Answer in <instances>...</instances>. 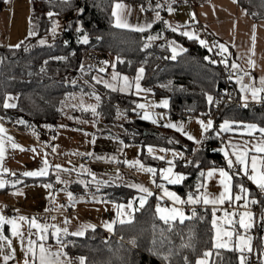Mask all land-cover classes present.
Instances as JSON below:
<instances>
[{
	"label": "trees",
	"instance_id": "obj_1",
	"mask_svg": "<svg viewBox=\"0 0 264 264\" xmlns=\"http://www.w3.org/2000/svg\"><path fill=\"white\" fill-rule=\"evenodd\" d=\"M116 1L136 2L144 12L157 10L161 13V19L144 32L118 29L114 27L111 15L112 4ZM163 1L70 0L68 5H62L61 0H29L30 27L36 34L29 35L19 47L0 46V119L27 131L35 130L37 124L52 126L62 117L61 102L69 94L74 91H94L101 97L98 113L105 120L126 119L125 133L120 135L123 141L180 148L190 156L191 164L175 162L176 171L185 176L180 185L173 187L181 198L187 199L190 192L199 195L201 188L197 191V180L205 168L224 166L233 175L234 188L236 184L242 183L250 189L249 197L257 199L255 189L250 188L240 175H236V170L229 169L225 164L216 149L218 139L213 130L203 139L199 149L192 152L193 146L188 141L175 133L160 132L134 114L132 109L138 100L131 92L123 93L103 85L97 86L91 81L90 74L93 72L86 73L83 79L77 73L83 54L94 50L113 58L115 68L112 70L121 75L132 77L138 68L143 67L142 85L151 90L154 97L168 100V113L185 111L191 115L202 114L219 105V89L222 85L220 70L209 59H205L207 52L196 40L187 39L179 30L173 31V28L165 25L167 9ZM238 3L252 18L264 19V0H238ZM157 4L161 7L156 8ZM78 9L83 11L78 12ZM49 11L57 15L49 18ZM52 20L59 23L55 36L48 31ZM78 21L81 28L79 33L76 31ZM85 33L88 34L86 44L78 41V37ZM149 36L157 38L148 40ZM41 39L46 43L41 45ZM171 39L185 47V51L175 59L170 58L167 48V42ZM65 41L68 43L65 44ZM145 43L149 44L148 48L143 47ZM60 56L65 59H55ZM117 57L120 59L117 60ZM9 94L16 96L17 106L6 109L3 102ZM208 95L213 97L211 103L207 100ZM218 119L252 122L264 128V105L221 106ZM19 120L25 123L20 124ZM140 157L144 163L158 168L157 162L146 154L142 153ZM120 194L121 199H126L128 192L122 189ZM155 204V198L150 197L146 205L135 211L129 223L116 225L111 234L107 235L95 228L86 231L83 237H64V251L67 255L84 256L87 264H195L205 251L210 250L209 264H240V252L212 248L214 231L211 208L194 204L189 216L191 219L182 224L171 222L172 228L169 229L157 217ZM193 211L196 213L194 217ZM262 214L264 194L260 196L257 255L264 230ZM186 243L190 246L184 247ZM163 255H168V261L163 259Z\"/></svg>",
	"mask_w": 264,
	"mask_h": 264
},
{
	"label": "crops",
	"instance_id": "obj_2",
	"mask_svg": "<svg viewBox=\"0 0 264 264\" xmlns=\"http://www.w3.org/2000/svg\"><path fill=\"white\" fill-rule=\"evenodd\" d=\"M117 2L126 6L124 9L118 10V12L120 13L121 17L127 20V22L131 25L140 26L151 23L153 26L161 19V13L157 10L144 12V10H141V5L136 2L116 1L114 3ZM163 2L167 9L166 21L168 22L169 27L178 28L181 33L185 31L192 33V39L196 40L197 43L202 47L203 45L200 44V40L202 39H199V37L195 36L193 33L195 27L200 25L205 32L214 38L215 46L223 55L226 62L230 65L233 63L237 64V69L243 72L244 75L247 73L241 83L246 84L249 87L261 86L260 81L262 78H264V19L252 18L246 12V10L240 6L238 0H164ZM169 7L173 9L171 13L168 11ZM156 12H159V19H157L155 16ZM112 19L114 21V17H112ZM30 25L29 0H0L1 47L15 48L10 46L20 45L29 36ZM118 29L134 31L128 28ZM149 29L150 28H145L144 31H148ZM184 37L189 39L187 36ZM221 44H223L227 49L226 52H221L219 48V45ZM167 48L170 58H172L173 55L171 50L172 48L176 49V57L185 51V47L173 39L167 42ZM180 49H184V51H180ZM249 60L253 62L251 65L249 64ZM113 72L114 70L109 71L108 75L104 77L92 73L90 74L91 81L97 86H104L102 82L98 83L92 78L95 76L98 80L109 82L112 80ZM136 75L137 70L132 77H129V82L132 84V87L123 91V93L131 92L135 97H137L138 101L145 99V102L149 104L151 99L156 97H154V94L151 90L145 88L141 83L144 71L141 74V79L139 80L141 89H143V91L137 92L135 88ZM122 76L126 75L119 74L117 80H114L115 90L120 91V77ZM240 88L241 85L237 84V96L243 105L256 104L259 100H264V93L259 94V99L253 100L250 92H246L244 93L246 100L242 101V93ZM93 92L94 91H74L72 92V96L70 98L76 96V100H78L79 103L82 100L85 104H98L99 106L100 101L97 102L91 95ZM9 96L14 98L10 100V103L16 104V96L12 94H9ZM135 108L139 109L136 106L133 109ZM77 111L78 110L73 109V111H70V115L73 117L80 116L81 118L79 119L69 118L62 120L60 118L55 125L39 126L37 124L35 130L28 131L21 130L19 126L0 119V125H3V127L6 129V137H12L13 142L20 146L19 148H12L11 144L8 143L7 139L5 138V155L2 161V166L7 168L9 171L7 173L0 172V179L5 181V186L0 188V210L3 204L7 203L12 205L18 211L26 212L27 214H25V217L28 218H32V216L29 214L32 212L47 213L48 217H46L41 223L55 224L60 228L65 227L64 220L67 217L69 221L67 224L69 233L77 231V229L82 224H91L94 225L95 228L100 229L102 232L108 235L114 231L116 225L121 224L116 216L117 209L113 207V202L116 204L126 205L129 200H133V204L138 210L142 208L140 207L138 200L140 193H138L135 188L130 187L132 184H141L153 193V195L147 198V201L150 197L155 198V210L157 203H159L161 207H180L183 209L186 216H190V212L194 204H189L191 206V210L188 213L183 208L186 203L174 205L173 201L165 196L163 190L158 187V185L163 183L164 188H166L169 192H175L173 187L180 185L182 181L179 184H170L167 181L161 180L159 171H157L153 176L151 173L141 171L135 166H129L124 163V161L139 160L146 168L150 167L155 169L153 165L143 162V159L140 156L142 153H144L157 162L158 168L156 169L159 170L161 168L168 167V160H174V163L176 161H180L183 164H186V161H190V156L186 155L180 148H164L156 145H141L139 143L132 142L126 143L120 137V135L125 133L124 127L127 123L125 118L107 121L98 113V107V115L95 116L91 111H80L79 114ZM139 111V114L141 115V110L139 109ZM141 119L148 122L160 132L175 133L182 140L184 139L188 141L193 146L192 152L194 148L197 150L199 149L203 140L199 145L195 144L180 132L175 131L170 127H165L164 125L169 123L182 124L186 132L193 135L197 140H200L201 129L197 121L203 120L205 123L207 122V120L200 117H193L183 121L170 115L168 120L156 123H153L152 120H145L142 117ZM225 120L240 121L243 123L241 125L232 124L229 126L230 129L236 130L220 131L219 127V135H217V132H215L214 129H210L214 131L218 140L220 137L224 138V145H218L216 149L223 157L226 165L227 161L225 160L224 153L219 151V149L223 147L229 153V157L233 160L232 170H235V167H237V173L239 172L241 165L235 162V156L232 155L233 149L229 145H236L238 146V149L241 150L247 149V165L248 171L250 173L251 156L256 155L258 157V163L259 159L264 157V153H255L251 150L253 144H255L261 138V133L259 131H255L249 135L241 130L244 124L255 123L232 119ZM223 121L224 120H222L220 124ZM258 128L260 127L258 126ZM210 130L204 133L205 137L208 135ZM71 140H83L86 144L87 151L72 156V152L68 149V141L70 142ZM177 144H179V142ZM149 146H151L153 149L152 153L148 152ZM182 146L184 147V145ZM162 148L168 149L169 151L162 152L160 151ZM33 149L35 151H33ZM174 152L183 153V156H176L174 158ZM88 153H92V155L90 156ZM84 156L91 159L90 164L86 168L80 167L78 163V160ZM160 156H164L165 159H158ZM97 157H102V159H97ZM109 157L112 159H109ZM45 159L48 162L47 175L36 177L22 175V173L26 171H34L44 167L43 161ZM56 165H60V169H57L55 167ZM72 165L75 167H72ZM210 168H224L230 173V171L224 166L207 167L203 171L205 176L202 177L201 183H205V177L207 176V171ZM64 169H69L70 171H64ZM84 169H88L91 173H94L96 180H104L108 181V183L99 185V191H97V185L93 181L92 176L86 173ZM117 171L119 172V179H116ZM173 171L179 173L175 168ZM239 175L243 178L247 185L250 186V188L255 190L258 189L256 185L253 184L252 181H250L243 173H240ZM57 176H59L60 180L64 183L58 182ZM219 180V173H215L212 177L207 178L206 184L204 187H201V192L199 194L207 192L211 197H218L220 192L223 190ZM17 181H19V183H17ZM81 181H83V183H81ZM153 181L155 183H153ZM45 184H51L52 187L50 189L45 188ZM122 189L128 192L126 199H121L120 192ZM248 190L250 195V189ZM49 192L52 193L51 197L49 196ZM68 192L73 194V198L75 200L74 207L69 202L67 195ZM129 192L135 193V195L131 196ZM237 193H239V188H234L233 181L232 203H229L228 200H225L223 204L205 205L201 200V202L196 205H200V207L211 208L212 213L213 208H216L217 218L222 217L225 211L228 213H240L245 211L251 212V198L249 197V203L247 207H244L245 201L243 199L239 201L234 200V197ZM240 194L243 196V193ZM94 197L96 199H94ZM134 197L137 199H133ZM157 197H161V199L158 201ZM179 197L181 198V196ZM97 199L107 201V203H98L96 202ZM181 199L187 200L183 198ZM45 209H49V211L46 212ZM134 213L135 211L131 213V220ZM52 217H55V219L53 220ZM228 218L234 219L236 221V231L244 234V230L240 229L239 227V215L237 214L234 217ZM114 219L116 222L113 224L112 231L109 232L104 227V223H112ZM172 222L180 223L178 220ZM19 223L22 224V231L27 238L29 226L22 221H19ZM217 223L220 224L221 221L218 219ZM223 227L225 229H230L231 226L227 223H224ZM88 230L92 229L90 228ZM0 231L8 236V238L11 240L12 249L15 251V259L8 262H12V264H22L24 253L21 250L20 240L11 236L8 225H4L2 228H0ZM32 231L34 232L35 230L33 229ZM213 231L215 234L214 229ZM66 236L73 235L69 234ZM66 236L62 235V239ZM32 238L36 239L35 236ZM225 239L227 238L225 237ZM261 239L262 242L257 255L259 259L261 253L264 252V230ZM26 242L27 239H25V243ZM46 243L52 246L53 250L59 247L56 240L53 239L50 234ZM4 251L5 253L8 251L7 245H5ZM246 251L247 250L245 249L243 254H245ZM68 257L71 259L72 264H79V261L76 259L79 256L68 255ZM0 264H2V261H0Z\"/></svg>",
	"mask_w": 264,
	"mask_h": 264
},
{
	"label": "snow or ice",
	"instance_id": "obj_3",
	"mask_svg": "<svg viewBox=\"0 0 264 264\" xmlns=\"http://www.w3.org/2000/svg\"><path fill=\"white\" fill-rule=\"evenodd\" d=\"M70 3V0H61V4L62 5H68ZM126 6L122 3H114L112 6V17H114V26L118 27V28H128L134 31H139V32H143L145 30V28H151V23L146 24V25H140V26H135V25H131L127 22V20L123 19L120 15V13L118 12V10H122L124 9ZM161 5L157 4L156 8H160ZM142 11L144 10L143 8L141 9ZM78 12H82L83 9H78ZM169 13H171L173 11V9L171 7L168 8ZM48 17L51 18L54 15H57V13H54L52 11H49L47 13ZM155 16L157 19H159V12L155 13ZM52 26L51 28L48 29V31L55 36L57 30L59 29V24L57 21L52 20ZM165 25H168L167 21H164ZM173 31H177L178 28H173ZM77 33H79L81 31V28L79 26V21L77 22V28H76ZM36 33L31 29H29V35H35ZM182 35L187 36L189 39L193 38V34L190 32H183ZM157 37H152L149 36L148 40H153L156 39ZM97 39L99 40L100 37H97ZM78 41L82 42V43H88V34L85 33L83 36L78 37ZM39 43L41 45L45 44L46 41L44 39H41L39 41ZM65 44H67L68 42L65 41ZM206 42L203 40H200V44L204 45ZM10 47H19V45H13ZM144 48H148L149 44L145 43L143 45ZM219 48L221 50V52H226L227 49L225 48V46L223 44L219 45ZM27 50V49H25ZM172 59L176 58V49L172 48ZM211 50V49H209ZM180 51H184V49H180ZM55 59L57 60H64L65 57L60 56V57H55ZM120 58L117 57V60H119ZM205 59L207 60L208 57H205ZM122 62V61H121ZM104 64H108V61H104ZM211 63H217V61L212 60ZM220 63L225 64V66L227 67V62L226 60H221ZM253 62L251 60H249V64L251 65ZM112 67L115 68V64H112ZM231 67L233 69H236L238 67L237 64L233 63L231 65ZM81 70H83V65H81ZM100 72H104L105 69L103 67L98 69ZM43 71V69H42ZM144 69L143 67L137 69V75L135 77L136 83H135V88L137 90V92L139 91H143V89H141L139 80L141 79V74L143 73ZM245 75H247V73H245ZM119 77V73H116L115 71L112 73V79L113 80H117V78ZM230 80L232 79V76L230 75L228 77ZM93 80H95L98 83H103L104 86L106 88H110L112 90H115V86L111 83H109L108 81H101L98 80L97 77H93ZM73 84L76 83L75 80L72 81ZM237 84L241 85V100L245 101L246 100V96L244 95V93L246 92H250L251 97L253 100H257L260 98L259 94L260 93H264V78L261 79L260 81V87H249L246 84H242L241 81L239 79H237L236 81ZM132 87V84L129 82V78L127 76H123L120 77V91H125L127 89H130ZM91 95L95 98V100L97 102L100 101L101 97L96 94L95 92L91 93ZM75 97H73L74 99ZM14 99L13 97L6 95L4 97V102H3V107L4 108H15L17 105L15 103H10V100ZM207 100L209 101V103L212 102L213 97L211 95L207 96ZM63 103V101L61 102ZM161 104L164 107L168 106V101L167 100H163L161 101ZM72 107H79L81 108L83 111H91L92 114L98 115L97 113V107L98 104H85L82 100L79 103V105H71ZM246 106V104H245ZM137 108L140 109H144L146 108V105L144 104H138ZM133 111H135V109H133ZM143 119L145 120H152L153 123H156V120L152 118V116L145 111L143 117ZM18 123L20 124H24L25 121L23 120H19ZM197 123H199L200 125V136L201 139L197 140L193 135H191L190 133L186 132L183 128L182 124H176V123H169L164 125L165 127H170L172 129H174L175 131L180 132L182 135H184L187 139L193 141L195 144H200L201 141L205 138L204 133L208 132L210 129H213V121L211 119L207 120V122L205 123L203 120H198ZM243 122L240 121H229V120H224L221 124H220V131H229V130H236V129H230V125L232 124H236V125H241ZM242 131L246 132L247 134L251 135L252 132L255 131H259L261 133V138L252 146V151L255 153H264V128H258L257 125L255 124H244L243 128L241 129ZM217 135H219V132H217ZM5 138L7 139L8 143L11 144L12 148H19L20 146L16 143L13 142V138L10 136L6 137V129L3 127V125H0V172H4L7 173L9 170L7 168H4L2 166V161L4 159V155H5ZM171 142V141H170ZM247 143V142H245ZM233 151H232V155L235 156V162L239 165H241L239 172L236 173V175H239L240 173H243L245 176H247V178L252 181L253 184L256 185V187L260 190V192L262 194H264V157H261L259 159V163H258V157L256 155H252L251 156V172L249 173L248 171V165H247V159H248V150L244 149H238V146L236 145H229ZM23 150V149H21ZM33 151H35L33 149ZM160 151L162 152H167L169 151L168 149H160ZM197 149H193V152H196ZM219 151L224 153V157L225 160L227 161V165L228 168L231 169L233 168V160L229 157V153L222 147L219 149ZM148 152L152 153L153 149L151 146L148 147ZM88 155H92V153H88ZM176 156H183V153H173V157L175 158ZM97 159H102V157H97ZM109 159H112L111 157H109ZM158 159L164 160L165 157L164 156H160L158 157ZM124 163L126 165L129 166H135L137 167L139 170L141 171H146L148 173H151L153 176L156 174L157 171H159L160 173V177L162 181H167L170 184H179L181 181L184 180L185 176L182 173H177L174 172L173 169L175 168V163L174 160H168L167 164L168 167L166 168H161L159 170L154 169V168H150V167H145L139 160L136 161H124ZM186 164H191V161H186ZM199 162L197 161V164ZM44 167H41L37 170L34 171H26L24 173H22L23 176H32V177H36V176H45L48 174V162L45 159L43 161ZM57 169H60V165H56L55 166ZM64 171H70L69 169H64ZM84 171L86 173H88L89 175L92 176L93 181L96 183L97 185V191H99V185L102 184H107L108 181H104V180H96L95 174L91 173L88 169H84ZM215 173H219V183L222 185L223 190L220 192L218 197H211L209 193L204 192L202 194L199 195H194L193 193H189L187 196V200H182L175 192H169L166 188H164L163 183H161L160 185H158V187H160L163 190V193L165 196H167L169 199H171L173 201L174 205H178V204H184V203H188V204H198L201 202V200L203 201V203L205 205L208 204H212V205H217V204H223L225 202V200H228L229 203L233 202V196H232V188H233V175L230 174L228 171H226L224 168H210L207 171V176L205 177V183H201L200 182V177H204L205 174L203 171L200 172V176L198 177L197 180V191H199V189L201 187H204L207 181V178L212 177ZM119 172L117 171V177L116 179H119ZM57 181L64 183L63 181L60 180V177L57 176ZM17 183H19V181H17ZM81 183H83V181H81ZM153 183H155L153 181ZM5 186V181L0 179V188H3ZM45 188H51L52 185L51 184H45L44 185ZM130 187L135 188L138 193H140V195L138 196V200H139V205L140 207H143L147 201V198L151 195H153V193L146 187H144L141 184H132L130 185ZM235 187L239 188V193H237L234 197L235 201H239V200H244L245 204L244 207H247L248 203H249V190L242 184V183H238L235 185ZM243 193V196L240 194ZM68 198H69V202L72 204V206H75V200L73 198V194L71 192L67 193ZM49 196H52V193L49 192ZM94 199H96L94 197ZM133 199H137L136 197H134ZM161 199V197H157V200L159 201ZM96 202L98 203H107V201H102V200H96ZM251 203L255 204L258 201L256 200V198H251L250 200ZM62 207V206H61ZM113 207L115 209H117V213L116 216L119 219V222L121 224L126 223V222H130L131 221V213L134 211H137L138 209L134 206L133 204V200H129L127 202V204H116L115 202H113ZM45 211H49V209H45ZM156 215L159 217L160 220H162L166 225H168V228L171 229L172 228V221H179L181 224L186 220V219H191V217H188L185 215L184 211L182 208L180 207H161L159 203H157L156 206V210H155ZM239 215V227L240 229H243L244 232L246 233L252 226H253V221H252V217L253 214L250 211H245V212H240V213H228V212H224V215L220 218H217L216 216V208H213V216H212V227L215 230V234L212 237V248L213 249H229V250H235L237 252H240L241 255L239 256V260H240V264H245L247 257L243 255L244 250L246 249L247 251L251 252V236H246L242 233H239L236 231L235 229V223L236 221L234 219H229L228 217H234L235 215ZM192 216H196L195 211L192 212ZM52 219L54 220L55 217H52ZM200 219H203V217H200ZM220 220L221 223L218 224L217 220ZM261 219L264 220V214H262ZM19 221L24 222L25 224H27L29 226V230L27 233V238L25 237L24 232L22 231V224L19 223ZM116 222V220L114 219L112 223H104V227L111 232L112 231V227L113 224ZM69 223L67 217L64 220V224L65 227L60 228L55 224H49V223H41L39 222L35 217L32 218H28L25 216H19L16 218H9L6 217L4 215H0V228H2L4 225H8L9 226V232L11 234L12 237H16L20 240L21 242V250L24 253V259L22 264H72L71 259L68 257L67 253L64 251V247H63V243H62V235L66 236V235H73V236H79V237H83L85 235V232L88 229H94L95 226L91 225V224H82L77 231L75 232H71L69 233V229L67 227V224ZM227 223L228 225H230V229H225L223 227V224ZM35 230L34 232L32 230ZM49 234L51 235V237L53 239L56 240L57 245H59V247H57L55 250H53V247L48 245L46 243V241L48 240ZM35 236L36 239H33L32 237ZM225 237L227 239H225ZM233 237H234V242H233ZM25 239H27V242L25 243ZM131 243H135L134 241H131ZM5 245H7L8 251L5 253L4 249H5ZM184 247H188L190 246L189 244H184ZM159 254V253H156ZM211 255V251H205L203 253V258L198 259L196 261V264H209L208 262V257H210ZM15 259V251L14 249H12V244H11V240L8 238V236H6L2 231H0V261H2V264H8V261ZM79 261V264H87V260L84 256H79L76 258ZM163 259L165 261H168L169 257L168 255H163ZM260 259L262 261V264H264V252L261 253L260 255Z\"/></svg>",
	"mask_w": 264,
	"mask_h": 264
},
{
	"label": "built area",
	"instance_id": "obj_4",
	"mask_svg": "<svg viewBox=\"0 0 264 264\" xmlns=\"http://www.w3.org/2000/svg\"><path fill=\"white\" fill-rule=\"evenodd\" d=\"M193 33L195 36L199 37V39H202L206 43L202 46V49H204L208 54V59L210 61L215 60L217 63L215 65L218 67V69L221 72L222 76V85L219 89L220 93V104L214 106L210 111L204 112L202 114H190L185 111H182L180 113H168L169 115L173 117H177L183 121L188 120L193 117H200L205 120L211 119L213 121V129L215 132H219L220 127V120L218 119L220 116L221 106H230L235 105L238 107H244L245 105L242 104V102L236 98V81L239 79L241 82L244 79V73L241 72L239 69H233L230 64L227 63V67L225 64L220 63L221 60H225L223 55L219 52V50L215 46V40L214 38L205 32L203 28L199 25L195 27L193 30ZM211 49V50H209ZM104 61H108V64H104ZM214 64V63H213ZM81 65H83V70H81ZM103 67L105 69L104 72H100L98 69ZM110 69V60L109 58L102 52L94 51V50H88L86 51L82 59L80 61V65L77 69V73L80 78L83 79V76L88 72H95V74L105 76ZM232 76V79L230 80L228 77ZM251 105H264V100H259L256 104ZM133 111V109H132ZM134 114H139V109L135 108V111H133ZM218 145L223 146L224 145V138L220 137L218 140ZM91 159L89 157H82L78 160V163L80 167L86 168L90 164ZM235 170H238L237 167H235ZM257 195V203L253 204L251 206V212L253 214L252 221L253 226L244 234L246 236H251V252L246 251L245 255L247 257L246 264H260L261 261L257 256V249H256V242L259 235V229H260V196L261 192L260 190H255ZM183 208L189 213L191 210V206L186 203ZM27 214L24 211H18L10 204H3L0 210V215H4L9 218H16L19 216H25ZM32 217H35L39 222H42L45 220L46 217H48L47 213H36L32 212L29 213Z\"/></svg>",
	"mask_w": 264,
	"mask_h": 264
},
{
	"label": "rangeland",
	"instance_id": "obj_5",
	"mask_svg": "<svg viewBox=\"0 0 264 264\" xmlns=\"http://www.w3.org/2000/svg\"><path fill=\"white\" fill-rule=\"evenodd\" d=\"M109 60H110V69H109V71H111L113 69L112 64L114 63V59L109 57ZM93 73L95 74V72H93ZM127 77L129 78V76H127ZM109 83L114 85L115 81L112 79V80L109 81ZM75 95H78V94H75ZM71 96H72V93L69 94L63 100V103H61V110H62L61 119L62 120L69 119V118H74V119L81 118L80 116L73 117V116L70 115V111H73V109H76L78 111H83L79 107H75L74 108V107L71 106V105H79V101L76 100L77 97L73 96V97H75L73 99V97L70 98ZM163 100H166V99L165 98H152L149 104L145 102V99L139 100L136 103V107H137L138 104H144V105H146V108H144V109H140L139 108L141 110V115L139 114L137 116H139L141 118V117H143L145 111H147L152 116V118L156 120V122H161V121H164V120H168L169 114L167 112H168V108H169V103H168L167 107H164L161 104V101H163ZM68 149L72 152V156H74L75 154H80L82 152L87 151L86 144L84 143L83 140H79V141L71 140L70 142L68 141ZM72 167H75V166L72 165ZM201 258H203V257H201ZM201 258H199V259H201Z\"/></svg>",
	"mask_w": 264,
	"mask_h": 264
}]
</instances>
